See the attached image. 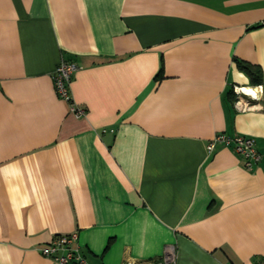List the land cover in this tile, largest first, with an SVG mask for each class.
I'll return each mask as SVG.
<instances>
[{
	"label": "crops",
	"instance_id": "obj_1",
	"mask_svg": "<svg viewBox=\"0 0 264 264\" xmlns=\"http://www.w3.org/2000/svg\"><path fill=\"white\" fill-rule=\"evenodd\" d=\"M264 0H0V264L77 231L88 264L264 258ZM73 60L75 116L54 86ZM245 64L253 65L251 74ZM217 132L252 136V170Z\"/></svg>",
	"mask_w": 264,
	"mask_h": 264
},
{
	"label": "built area",
	"instance_id": "obj_2",
	"mask_svg": "<svg viewBox=\"0 0 264 264\" xmlns=\"http://www.w3.org/2000/svg\"><path fill=\"white\" fill-rule=\"evenodd\" d=\"M261 25L264 26V20L261 21ZM78 67L75 61L62 58L55 68L53 80L57 94L69 103L70 111L75 116L81 117L86 114V109L75 102L71 92V82ZM233 90L235 94L234 107L238 111L262 108V104L259 102L264 90L262 84L247 88V90L243 86L235 84ZM217 143L232 146L243 157L245 167L250 170L254 169L262 159V153L257 147L256 139L252 136L217 132L209 141L208 150H213ZM78 239L77 231L56 234L50 242L41 247L40 251L45 257L62 264H88ZM176 263V253L173 246H168L163 258L155 262V264ZM126 264H132V262ZM258 264H264V258Z\"/></svg>",
	"mask_w": 264,
	"mask_h": 264
},
{
	"label": "trees",
	"instance_id": "obj_3",
	"mask_svg": "<svg viewBox=\"0 0 264 264\" xmlns=\"http://www.w3.org/2000/svg\"><path fill=\"white\" fill-rule=\"evenodd\" d=\"M245 68L248 70V72H250V73L253 74V75H254V73L256 72V71H254L253 65H251V64H245ZM255 74H256V80H257V82H259V81H260V78H259L260 76L257 75L258 72H256ZM234 98H235V97H234Z\"/></svg>",
	"mask_w": 264,
	"mask_h": 264
},
{
	"label": "bare ground",
	"instance_id": "obj_4",
	"mask_svg": "<svg viewBox=\"0 0 264 264\" xmlns=\"http://www.w3.org/2000/svg\"><path fill=\"white\" fill-rule=\"evenodd\" d=\"M245 90H247V89H245Z\"/></svg>",
	"mask_w": 264,
	"mask_h": 264
}]
</instances>
